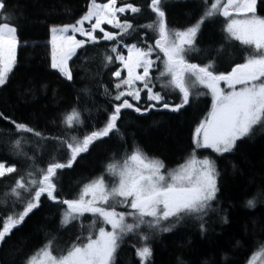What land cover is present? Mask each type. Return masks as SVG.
<instances>
[{"label":"trees","instance_id":"16d2710c","mask_svg":"<svg viewBox=\"0 0 264 264\" xmlns=\"http://www.w3.org/2000/svg\"><path fill=\"white\" fill-rule=\"evenodd\" d=\"M90 1L4 0L5 14L11 15L13 22L19 25L17 36L20 44L15 66L7 82L0 86V113L10 118L0 117V162H4L6 167L15 165L17 168V171L0 177V200L8 201L7 206H0V228L10 213L23 208L19 203L13 207L15 198L4 194L33 165L29 157L34 156L36 165L40 167H47L52 157L66 162L69 151L59 147L58 141L52 138L65 133L83 137L103 127L109 114L114 112V105H119L123 99H127L133 107L121 109L117 121L119 132L95 140L71 167L57 170L55 195L59 199H77L83 187L100 176L113 182V175L107 177V165L122 160L136 147L150 159L161 161L164 172L173 169L194 152L192 135L198 123L207 116L211 92L197 83L189 102L178 111L164 108L162 105L165 102L170 106L180 104L181 93L178 90H162L155 80L164 68L162 59H156L157 54L163 58L158 48L150 57L156 61L150 68V76L157 84L154 91H161L165 100L154 104L147 99L146 90L140 93L139 101L131 96H125L121 101L113 99L118 91L115 84L125 79V73L120 71V64L115 59L117 53L123 54L122 46L138 43V46L147 48L149 44L154 46L158 38L155 32L144 27L155 19L151 0H117L115 7L131 3L141 8L138 13L126 11L118 16L120 23L131 22L133 28L121 34L120 28L103 25L104 31L112 33L116 39H104L100 32L93 34L96 42L84 39V46L77 48L68 61L71 80L51 68L49 29L74 24L84 15ZM107 1L97 0L98 3ZM212 2L163 0L161 6L167 26L184 30L201 18ZM255 14L264 17V0H257ZM227 23L228 19L223 15L206 19L195 37L193 50L185 55L186 60L199 66L212 61L214 74H228L237 64L245 62L252 48L230 38L225 31ZM113 47L117 48V53L111 51ZM109 55L113 56L111 63L106 60ZM115 71L121 72L119 78L115 77ZM134 86L137 89L143 87L140 81H135ZM127 88L123 85L120 91ZM137 107L141 111H136ZM74 108L80 112L83 124L68 128L63 119ZM10 121L23 123L49 139L44 140L31 133L18 134ZM17 135L27 136L30 141L25 145L27 156L17 154L13 148L12 142ZM198 155H205L215 162L219 173L216 199L204 212L181 213L183 219L173 217L154 228L142 225L138 231L149 235L146 243L152 249L146 264H247L264 245V126H254L252 132L237 140L228 153L213 155L199 152ZM257 193L262 194L255 206H247V200ZM66 209L67 205L43 194L39 206L0 244V264H25L26 259L52 237L56 238V242L68 238L69 248L78 238L84 239L87 227L94 220L97 229H109L100 217L87 213L63 228L62 218ZM129 209L116 206L117 212L127 213ZM144 219L151 220L149 217ZM126 220L134 222L133 217H126ZM164 227L171 230L162 231ZM144 243L137 234L125 236L119 242L112 264H141L136 249Z\"/></svg>","mask_w":264,"mask_h":264},{"label":"snow or ice","instance_id":"6c2138e0","mask_svg":"<svg viewBox=\"0 0 264 264\" xmlns=\"http://www.w3.org/2000/svg\"><path fill=\"white\" fill-rule=\"evenodd\" d=\"M116 3L117 0H108L107 3L91 0L86 14L74 24L51 28L53 69H57L67 79H72L68 61L75 55L76 49L85 44V40L76 39V33L86 36L89 41L96 42L97 38L93 34L97 29L104 32V39H116L112 33L105 32L100 27L101 24L112 25L113 21H116L113 26L120 28L121 34L133 28L131 22L120 23L116 12L138 13L141 8L131 3L116 8ZM162 3L163 0H151L150 7L155 13V19L144 26L157 34L158 38L154 46L149 44L144 48L138 46V43H132L128 46L127 57L117 53L116 47L111 49L113 53H117L115 59L128 71L127 78L115 84L118 91L113 99L121 101L123 97L131 96L139 101L140 93L146 90L148 100L157 103L165 100V95H162L161 91H154L157 84L150 76V68L156 62L150 57L154 49L158 48L163 53V58L157 54L156 59H162L164 68L155 80L159 82L162 90H178L181 93L180 104L170 106L165 102L162 106L178 111L189 102L192 89L197 83L204 85L212 94V110L195 130L194 143L198 148H211L217 153L229 152L235 147L237 140L252 132L254 126H264V17L255 14L257 0H226V2L213 0L201 18L184 30L171 29L167 26ZM5 7L4 0H0V86L7 82L15 66L16 51L20 44L17 36L19 25L13 22L11 15L5 14ZM214 15H223L228 19L225 31L230 38L252 48L245 62L237 64L228 74H214L212 61L199 66L189 63L185 58L186 53L193 50L195 37L205 20ZM241 16L242 19L238 18ZM93 19L95 23H91ZM85 22L91 26L85 28ZM69 32L72 35H69ZM106 60L111 63L113 56H107ZM137 68L143 69L142 74H136ZM114 75L119 78L121 72L115 71ZM164 77L167 79H163ZM135 81H140L143 87L137 89L134 86ZM221 81H224L231 91L222 89ZM123 85H127L128 88L120 91ZM237 85L241 87L237 89ZM132 107L127 99H123L122 103L114 105V112L109 114L103 127L86 133L83 137L65 133L52 138L58 141L59 147L69 151L70 156L66 162L52 157L47 167H40L36 165L34 156L29 157L33 160V165L25 175L18 177L15 184L4 194L15 198L13 207L19 203L23 208L10 213L4 219L0 228V244L15 227L24 222L33 209L39 206L41 196L46 194L49 199L67 205L62 224L78 219L88 212L102 218L104 224L111 225V230L106 231L104 227L97 229V222L94 220L89 234L83 240L78 238L71 247L61 251L56 238L52 237L41 249L29 256L25 264H112L119 242L129 234H137L145 242L142 247L136 249V254L141 264H146L152 255V249L146 243L149 235L138 231L142 225L147 224L150 228L158 227L161 221H166L170 217L180 220L183 219L181 213L184 215L200 213L210 207L219 190L217 188L219 173L216 171L214 161L209 158L199 159L194 152L184 164L164 172L162 171L164 164L157 159H150L139 147L134 148L122 160H115L107 165V172L118 176V181H106L104 176H100L86 184L77 199L61 200L55 195L58 180L54 178L58 177L57 170L71 167L77 157L87 152L90 144L95 140L119 132L117 121L120 119L121 109ZM135 110L141 111L138 107ZM0 117H3L2 113ZM10 122L15 125L18 134L31 133L41 139H49L43 133L23 123ZM63 123L68 128L82 125L80 112L75 108L72 109L65 115ZM29 142L27 136L17 135L12 144L17 154L27 156L25 145ZM15 171H17L15 165L6 167L4 162H0V177ZM261 194L257 193L248 199L247 206L254 207ZM89 195L91 198L85 199ZM7 203V200H0V206H7ZM117 205L134 211L117 212ZM126 217H133L134 222H127ZM145 217L152 219L145 220ZM170 230L169 227L162 229L165 232ZM260 255L264 256V245H261Z\"/></svg>","mask_w":264,"mask_h":264},{"label":"rangeland","instance_id":"374dc122","mask_svg":"<svg viewBox=\"0 0 264 264\" xmlns=\"http://www.w3.org/2000/svg\"><path fill=\"white\" fill-rule=\"evenodd\" d=\"M108 2V1H107ZM106 2V3H107ZM90 4H91V1L88 3V6H87V9H86V12L88 11V8H89V6H90ZM116 8H119V7H116ZM86 12L84 13V15L86 14ZM121 13H119V12H116V17L118 18V16L120 15ZM82 18V17H81ZM238 18H240V17H238ZM91 23H95V20L93 19V21L91 22ZM116 23V21H113V24L112 25H110V24H107V23H104V24H101V28H102V26L103 25H105V26H109V27H115V26H113L114 24ZM85 28H89L91 25L88 23V22H85ZM52 28V27H51ZM51 28L49 29V41H48V43H49V47H50V55H49V57H50V66H51V55H52V44H51V39H52V33H51ZM96 32H100V33H102V35L104 36V32H101L99 29H97L96 30ZM69 35H72V33L71 32H69L68 33ZM75 36H76V39H78V40H84V39H86V40H88L87 39V37L86 36H81L79 33H76L75 34ZM238 41V40H237ZM59 43V42H58ZM122 49H123V54H121V55H123V56H125V57H127L128 55H129V52H128V46L127 47H123L122 46ZM77 50V49H76ZM119 62V64H120V71L121 70H123L124 71V73H125V79L127 78V76H128V71H127V69L124 67V65L122 64V63H120V61H118ZM221 66H224V64H222ZM52 68V67H51ZM57 70V69H56ZM58 71V70H57ZM136 74H142V72H143V69L142 68H137L136 70ZM59 72V71H58ZM61 74V73H60ZM65 77V76H64ZM66 78V77H65ZM138 82V81H137ZM220 87L222 88V89H225L226 91H231V89H228L227 88V86H226V84H225V82L224 81H221L220 82ZM237 87V89H239L240 87H241V85H237L236 86ZM211 92V91H210ZM154 104H158L156 101H152ZM211 105H210V107H209V110H208V113H207V116L203 119V120H201L199 123H198V125L196 126V128L194 129V132H193V135H192V137H193V139H192V143H193V147H194V152H195V154H196V156H197V158H199V159H203V158H207L205 155H203V157L202 156H199L198 155V153L199 152H202L203 154H205V153H210V154H213V155H218V154H224V153H217V152H215V151H213V149H211V148H198V147H196V144L194 143V136H195V130L197 129V127H199V125L201 124V122H203L207 117H208V115H209V113L211 112V110H212V94H211V103H210ZM193 152V153H194ZM225 153H228V152H225ZM191 156V155H190ZM189 156V157H190ZM188 157V158H189ZM188 158L187 159H185L182 163H180L179 165H177L176 167H174L173 169H176L178 166H180V165H182V164H184L187 160H188ZM211 160V159H210ZM172 170V169H171ZM163 171V170H162ZM166 172V171H165ZM107 177H111V175L108 173V175H107ZM113 178H114V181L113 182H116V181H118V176H113ZM91 198V196L89 195V196H87V197H85V199H90ZM110 203H111V201H110ZM130 211H134V210H132V209H129ZM85 213H87V214H91V213H88V212H85ZM74 215V214H73ZM150 219H152L151 217H149ZM171 218H173V217H170L169 219H171ZM102 221H103V219L102 218H100ZM73 221H74V219L73 220H71L69 223H67V224H63V228L64 227H67V226H69V225H71L72 223H73ZM127 221V220H126ZM162 222H164V221H161V223ZM90 226L91 225H89L88 227H87V229H86V231H85V236H84V238L89 234V230H90ZM106 226H109V229H107L106 231H110L111 230V225H107L106 224ZM95 234H98V233H95ZM57 244L59 245V248H60V250L61 251H65L66 249H68V245H69V239L68 238H65L63 241H61V242H57ZM250 261H251V264H264V256H261L260 255V252H258L255 256H253L249 261H248V263L247 264H250Z\"/></svg>","mask_w":264,"mask_h":264},{"label":"water","instance_id":"95a60500","mask_svg":"<svg viewBox=\"0 0 264 264\" xmlns=\"http://www.w3.org/2000/svg\"><path fill=\"white\" fill-rule=\"evenodd\" d=\"M163 54V53H162Z\"/></svg>","mask_w":264,"mask_h":264}]
</instances>
